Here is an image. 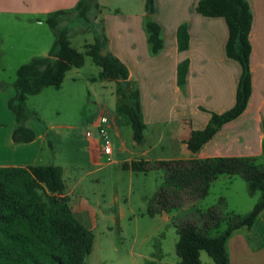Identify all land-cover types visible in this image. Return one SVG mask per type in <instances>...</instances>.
Masks as SVG:
<instances>
[{
    "label": "crops",
    "instance_id": "crops-1",
    "mask_svg": "<svg viewBox=\"0 0 264 264\" xmlns=\"http://www.w3.org/2000/svg\"><path fill=\"white\" fill-rule=\"evenodd\" d=\"M78 1L0 0V32L4 28V21L13 19L21 22L24 18L31 22L29 29L40 27L46 33L45 40L37 48L38 52L31 54L28 61L46 56L56 39L55 30L47 22L48 15L60 9L74 8ZM166 1L169 4L166 3L162 10L163 17L157 20L165 44L157 54L151 51L142 21L131 19L125 27L111 28L110 24L106 27L110 51L129 69V78L125 83L136 94L130 103L146 124L145 140L137 143L133 139L129 144L123 137L124 123L111 114L112 120L106 128L109 134L121 139V144L116 156L113 148L112 161H107V155L101 152L103 142L96 125L99 113L91 121L93 136L85 134L80 146L88 164L87 170L75 176L73 169L62 166L65 194L70 197L77 217L93 231V249L97 231L101 229L104 235H108V223L117 216L113 210L118 201L117 194L112 200H106L103 206L99 193L94 200L87 196L88 184L97 186L104 175L100 176L99 173L105 169L115 166L120 174L121 170H127L133 176L135 171L123 165L142 159L257 157L258 161L264 162V0H247L253 14L249 35L252 45V92L247 106L237 118L225 123L196 153L188 148L186 141L195 129H201L208 123L212 112L222 113L235 104L241 66L226 56L228 28L224 18L199 14L195 8L198 0ZM45 23L53 33L44 29ZM14 89H4L0 84V167L47 164L39 162L46 134L39 133L29 123L36 132V138L22 143L13 139L15 117L8 107V99L16 93ZM178 199L184 211L191 210L199 200L184 195ZM119 215L123 217L125 213L121 211ZM263 215L264 210L256 222ZM254 225L238 228L231 235L228 242L231 264H264V243L252 244L244 231L246 227L250 231Z\"/></svg>",
    "mask_w": 264,
    "mask_h": 264
},
{
    "label": "trees",
    "instance_id": "trees-1",
    "mask_svg": "<svg viewBox=\"0 0 264 264\" xmlns=\"http://www.w3.org/2000/svg\"><path fill=\"white\" fill-rule=\"evenodd\" d=\"M99 7L97 0H79L74 9L78 18L91 25ZM195 8L202 16L225 19L228 28L226 56L241 66L235 104L222 113L212 112L208 123L201 129H195L186 141L188 148L196 153L247 106L252 92V45L249 35L253 14L247 0H198ZM146 11L150 14L155 12V0L146 1ZM73 12V9H60L48 15L47 22L56 32L48 55L34 57L17 69L14 82L16 93L8 99V107L15 117L13 139L17 143L36 138L35 130L27 125V121L35 115L27 106V97L40 93L48 86L61 87L67 71L81 67L86 55L91 56L100 67V79L126 84L129 78L127 65L110 51L106 33L96 31L94 42L86 43L85 51L72 45L69 38L71 27L63 26L61 21ZM146 29L151 51L157 54L165 44L161 25L157 21H147ZM125 113L132 126L133 139L137 143L143 142L146 124L141 114L131 103L126 104ZM262 127L264 131V118ZM123 166L133 171L166 170L168 189L160 186L154 197L162 208L173 201L172 196L176 200L185 192L189 198L205 197L212 181L222 174L241 175L251 195L260 192L253 209L246 214L228 213L222 216L219 207L212 206L207 213H201L202 225L193 221L178 223L176 253L180 264H203V250L215 264H231L228 248L231 235L243 226L252 227L264 210V162L258 161L257 157L142 159ZM65 191L63 170L59 165L0 167V264H87L86 259L93 251L94 233L77 217ZM221 203L225 200L221 199ZM221 220L227 221L226 229L211 236L209 231L218 227Z\"/></svg>",
    "mask_w": 264,
    "mask_h": 264
},
{
    "label": "rangeland",
    "instance_id": "rangeland-1",
    "mask_svg": "<svg viewBox=\"0 0 264 264\" xmlns=\"http://www.w3.org/2000/svg\"><path fill=\"white\" fill-rule=\"evenodd\" d=\"M146 1L97 0L100 7L94 11L95 19L91 25L78 18L74 8H71L74 12L61 24L71 27L69 38L80 51H85L86 43L94 42L96 31L106 33L109 24L111 28L125 27L133 19L140 20L148 35L146 22L162 19V10L169 2L155 0V12L150 14L146 11ZM24 21V18L21 22L13 19L4 21L0 32V84L4 89L15 88L18 67L27 62L31 54L37 53V48L45 40L46 33L40 27L29 29L31 22ZM43 27L52 31L46 23ZM99 71L100 67L91 56L86 55L81 67L67 71L61 87L48 86L40 93L27 97V106L35 112L27 125L30 123L39 133L46 134L39 162L73 169L75 176L85 172L88 164L80 146L85 132L94 130L91 121L101 112L109 117L115 114L117 121L124 123L123 137L129 144L132 142L133 130L124 105L130 103L136 94L133 90L131 92L129 84L100 79ZM109 135L116 156L121 139L112 133ZM112 169L99 173L104 175L97 186L88 184L87 196L91 200L96 199L99 193L102 206L112 200L114 194H117L118 201L113 206L117 216L108 223L109 233L104 235L101 229L97 231L96 244L86 259L87 264H179L180 257L176 253L178 223L193 221L202 225L201 213H207L212 206L219 207L222 216L228 213L246 214L253 209L260 196V192L249 193L247 182L241 175L222 174L212 181L208 194L200 198L191 210L184 211L179 199L174 200L172 195L173 201L162 208L154 197L160 186L168 189L165 169L135 171L133 176L127 170H121L120 174L115 166ZM184 196L188 198L186 192ZM221 199L225 203H221ZM121 211L125 213L123 217L119 215ZM227 225L226 220H221L209 234L215 236ZM244 231L252 244L264 243V215L250 231L247 227ZM201 261L203 264H215L205 250L201 251Z\"/></svg>",
    "mask_w": 264,
    "mask_h": 264
},
{
    "label": "built area",
    "instance_id": "built-area-1",
    "mask_svg": "<svg viewBox=\"0 0 264 264\" xmlns=\"http://www.w3.org/2000/svg\"><path fill=\"white\" fill-rule=\"evenodd\" d=\"M112 120V117H109L104 114V112H101L99 115L98 121L96 123L99 137L102 139V147L101 152L105 155H107V161H112V154H113V146L111 142L110 135L107 131V125ZM86 136L91 137L93 136V131L91 129H88L85 132Z\"/></svg>",
    "mask_w": 264,
    "mask_h": 264
}]
</instances>
